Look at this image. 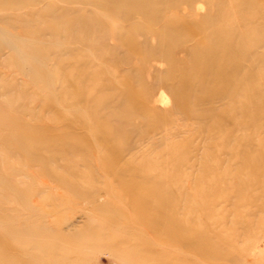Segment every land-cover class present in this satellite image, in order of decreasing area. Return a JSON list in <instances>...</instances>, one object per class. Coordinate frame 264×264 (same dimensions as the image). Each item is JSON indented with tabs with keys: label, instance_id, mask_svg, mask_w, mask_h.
Listing matches in <instances>:
<instances>
[{
	"label": "rangeland",
	"instance_id": "1",
	"mask_svg": "<svg viewBox=\"0 0 264 264\" xmlns=\"http://www.w3.org/2000/svg\"><path fill=\"white\" fill-rule=\"evenodd\" d=\"M87 1H56V9L38 4L43 10L41 16L32 14L29 4L18 5L14 0L0 4V253L7 247L16 256L10 261L9 256H0L1 264L6 260L18 263L19 252H27L36 261L43 260L39 255L44 257L45 253L44 262L51 264H62L71 256L82 259V264H126L103 245L99 247L98 242L93 244L99 249L84 247L86 232L79 227L88 221L80 222L79 218L88 214V204L72 200V205H63L59 201L60 194L70 198L77 193L74 188L78 185L82 186L77 193L81 197L99 192L103 185L92 182L99 174L90 159L99 151V158L95 156L103 164L109 163L108 154L128 158L142 152L144 157H137L139 160L131 164L145 175L153 172L157 178L143 189L158 191L163 204L172 202L171 210L174 207L182 221L177 228L184 240L171 248L172 242L160 235L163 250L181 253L191 247L197 251L204 242L208 253H221L225 261L221 264H264V128L260 127V135L253 141L250 137L254 130H247L245 115L239 126L229 121L235 108L240 112L242 107L245 110L244 106L253 105L252 95L235 107L228 101L221 106L214 104L217 110H212V102L225 90L227 82L223 79L217 83L216 73H202V61L208 54L204 47L215 40L213 29L236 26L240 29L237 34H244L247 24L249 29L251 25L259 26L264 22V0H134L143 13L135 14L128 23L121 13L96 2L104 1ZM65 10L69 13L61 15ZM257 18H263V22ZM227 29L223 35L230 37ZM58 30L60 36L53 38ZM257 37L252 35L248 41ZM8 41L20 47L29 45L25 48L28 56L44 60L39 65L28 58L26 69H34L38 75L41 71L44 77L50 71L53 75L41 82L24 75L16 52L8 49ZM197 44H202L200 51L191 52L189 49ZM215 52L210 49L211 55ZM37 66H43L42 70ZM263 76L261 66L256 78ZM11 120L15 124L10 126ZM47 135L42 144L36 141L39 137L33 138ZM150 138L163 141L158 145L152 140L157 144L154 146ZM93 141L99 144L97 148ZM51 155L59 159L48 165ZM26 164L41 176L47 167L58 179L54 182L53 178L39 179L30 174L25 178L22 172ZM43 180L49 183L48 189L43 190ZM38 192L43 193L36 198ZM100 195H104L103 190ZM9 211L19 214L13 216ZM28 217L33 224L51 222L64 229L74 247L59 252L62 255L55 251L53 254L37 249L31 236H3L8 235L3 223L8 222L7 218L19 222L12 225L16 228L25 226L27 222L22 220ZM120 222L124 228L117 231L113 241H120L122 236L127 239L128 222ZM129 240L134 241H129L133 245L139 238ZM194 259L200 264L198 254Z\"/></svg>",
	"mask_w": 264,
	"mask_h": 264
},
{
	"label": "bare ground",
	"instance_id": "2",
	"mask_svg": "<svg viewBox=\"0 0 264 264\" xmlns=\"http://www.w3.org/2000/svg\"><path fill=\"white\" fill-rule=\"evenodd\" d=\"M56 1L64 2V3H66V2L70 3L71 0H14V2L18 3V5L19 4L20 5H23V4L31 5L30 12L32 14H38L40 16L43 15V10L39 9L38 4L45 5L48 8L51 7V9H56V7H57V4L55 3ZM102 1H104L105 3L102 2V3H104V4H102L99 1H96V2L101 4V5H105L107 7L113 8L117 14L121 13V18L123 17V19L125 20V23H128L129 20L132 18V16H134L135 14L139 15V14L143 13L141 7L134 5L135 1H137V0H135V1L134 0H102ZM3 2H4V0H0V4ZM86 2H88V1L86 0ZM132 4H133V6H132ZM129 6L132 7V9L128 10ZM198 6H196V7H198ZM123 7H125V9H123ZM55 11H57V10H55ZM124 12H125V14H124ZM130 12H131V14H130ZM68 13L69 12L65 10L64 12H62L61 15L65 16ZM101 14H104V13H101ZM262 14L264 15L263 9H262ZM108 15H110V14H107V16ZM259 15H261V14H259ZM108 17H111V15ZM235 17H236V15H235ZM255 17H254V19H255ZM101 18H102V16H101ZM105 19H106V16H105ZM140 19H139V21H140ZM257 19L255 21H257ZM259 19H258V21H259ZM262 19L259 22H261ZM102 20H103V18H102ZM223 22H224V20H223ZM252 22H254V21L252 20ZM247 25H246V28H247L246 31L244 29H242V31L244 30L245 33L241 31L244 34H239V33L237 34V31L240 32L239 31L240 29L237 30L236 26H235L236 31L232 26H227V25H225L223 27V29L220 27H216L213 29V35H214L215 40L211 45L204 47L205 49H207L208 54H207V58H205L202 61L203 72L202 71L201 72L203 74H206V75H212L213 73H216L219 76L218 77L219 82L217 81V83H219V84L221 83L220 80H223V79L227 82L225 90L224 91L221 90V92L218 94L217 98L212 102V105H211L212 110H217V108L213 106L214 104H220V106H221L223 103L228 104V101H230L235 107L237 104L242 102L243 98H246V97L248 98L249 95L253 96L252 97L253 105L250 107L244 106L245 110L242 107L241 111L239 112L238 109H236V108L234 109V107L231 108L232 110L234 109L235 114L231 116V119L229 121L232 124L234 123L237 126H239L242 124L241 120H242L243 116L245 115L244 117L246 118V121H244L245 118H243V122L245 124H247V126H246L247 130H248V127L252 128L254 130L253 135L250 137V139L253 141H256V136L259 137V135H260V133H258L260 127L264 128V126L262 124L264 121V89L262 88V86L264 85V76L262 79H258V77L256 78V72L259 71L261 66H264V22L261 23L260 25L258 24L259 26H256L255 28H252L253 26L251 25V27H250L251 29H249V27H247ZM224 28L225 29L228 28L227 31H229L230 37H225L223 35V32L225 30ZM181 29L182 28H179V30H181ZM58 32H59V30L57 32H55L54 35H52L53 38L60 36V34ZM112 35H113V33H112ZM252 35L258 36L257 39L253 42L248 41L249 37H251ZM0 36H1V34H0ZM3 36L4 35H2V37ZM13 37L14 36H12V38ZM57 39H59V38H57ZM3 40H4V38H3ZM67 41H68V39H67ZM56 43L60 44L61 43L60 39L57 40ZM17 44L18 43L8 41V45L10 47L9 48L7 47V48L12 49V51L14 50L16 52L15 55L18 56V58H19V66H20L21 71L24 75L33 76L35 78L32 77V79L34 81L37 80L38 82H41L45 78L48 79L47 77L50 74L53 75V73H51V71H50V74L48 75L46 73L48 76L45 75V77H44V76L40 75L41 71L38 72L39 73V75H38L34 71V69L33 70L32 69H29V70L26 69L25 64L27 63V61H29L28 58H30V57L26 53L25 48L28 47L29 45L26 46V44L24 43L25 45L23 44V46L20 47ZM30 44H31V42H30ZM200 46H202V44H197L189 50L191 52L192 51L193 52L200 51L198 49V47H200ZM31 48L32 47H30V49ZM210 49H211V52L213 50H216L217 53L215 52L216 54L211 55ZM31 50L33 51V49H31ZM29 52L32 53L31 51H29ZM185 52H187V50ZM185 52H184V54H185ZM183 57H185V56H183ZM31 58L34 61H38L37 64H39V65H42V62L44 61L43 59H40V58H34V57H31ZM31 58H30V60H31ZM200 60H202V59H200ZM184 61H180V62L184 63ZM197 63H200V62H197ZM32 64H33V62H32ZM26 66H28V65H26ZM37 67H41V66H37ZM42 67H41V70H42ZM35 70L38 71L39 69L35 68ZM48 73H49V71H48ZM44 74H45V72H44ZM205 80H207V79H205ZM211 80H208V81H211ZM172 89H173V87H172ZM190 100H191V98H190ZM10 119L11 118H9V120ZM12 124H15L14 120H11V123L9 125L11 126ZM158 131L159 130H157L155 133H158ZM242 131H243L242 132V134H243L244 130H242ZM245 133H246V131H245ZM159 134H160V132H159ZM164 134H165V132H164ZM97 135H99V134H97ZM154 136H157V135H154ZM47 137H48V135L44 136V137L33 136L34 139L38 138V140H36V141H38L40 144H42L43 138L46 139ZM99 137H98V139H100ZM168 137L171 138L170 136H167V139H169ZM105 138H106V136H105ZM165 138H166V136H165ZM150 139H151V141L152 140L154 141V139H152V138H150ZM167 139H165V140H167ZM39 140H41V142ZM92 140L95 141L96 139L92 138ZM159 140H160V138L156 139V142L155 141L154 142L158 144L160 142ZM36 141L34 142L33 145L36 144ZM147 141L150 142L149 139ZM97 142H98V140H97ZM97 142L96 143L94 142V145L96 146V148H97V146H99V144ZM259 142L262 143L260 140H259ZM139 143H141V142H139ZM150 143H148V144L150 145ZM155 143H154V146H157V144H155ZM160 143L158 145H160ZM263 143H264V141H263ZM64 144H65V142H64ZM104 144H108V142H104ZM137 144H136V146H137ZM138 145H140V144H138ZM110 146H112V145H110ZM152 146H153V144H152ZM140 147H141V145H140ZM133 148H136V147H133ZM8 151H12V149L8 150ZM97 152H98V150H97ZM104 153H106V155H107V152L104 151ZM97 154H95V155H97ZM137 154H139V152L132 154L128 158L126 156H112V154L111 155L108 154L107 156H110V157H108L109 163H107V164H103V162H101L100 159H98L99 158L98 155H97L98 158L95 155L91 156L92 157V158H90L91 161L93 163H95V165H93V166L96 169L97 174H99L98 177H95L92 179V182L94 184L97 182V183H99V184L101 183L103 185L102 188L99 190V192L94 193L93 191H91V193H89V189H88L87 191L89 194L87 196L81 197L77 194L78 191L81 192V190H82L81 185L75 186L74 191H76L77 193H73L72 197H70V198H68V196H64L63 194H60V192H59V194H60L59 201H61V203H63V205H65V204L72 205L73 201H74L75 203L78 202L79 204H82L85 202L89 206L88 214L85 212L87 215L84 214L86 216H82L81 218H79L80 222H84L86 219L88 221L87 224L84 223L85 224L84 227L82 225L83 228L79 227V230L81 229V230H83V232H86L85 238L83 239V244L86 245L84 247L87 248L86 250H88V248L89 249H94V248L97 249L98 246H94L95 243L93 244V242L94 241L98 242V243H100L99 247L102 248V245H103V247L107 248L112 253L113 256H116L121 261H125L126 264H196L195 259H194L195 254L199 255L200 259H197V261L199 260L200 264H208L211 262H213V264H221L220 262H225V261H222L223 258L221 256V253H218V252L208 253V251H209L208 246H206V244L204 245V242L202 244H199L198 247L195 246V247H197L198 252L195 251L191 247L190 248L188 247L189 249L187 248L186 250L182 251L181 253H178L179 251L174 252L173 249L165 251L166 249L163 250L160 247L162 244L160 242V239H161L160 235L166 236L167 241L170 240L172 242V244L170 242L171 245L169 244L171 248L175 247L174 243H178V241L184 240L183 237L180 238V236H179L180 231L177 228L179 226V223H182V221H181V219L179 220L178 216H176L177 213L175 212L174 207H172V210H171L172 202L167 201L165 204H163L160 201V199L158 198L159 197L158 191H156L154 189V190H151L150 192H148V191L143 189L142 186H144L146 183H148L150 181L156 182L157 178L155 176H153V174H154L153 172L151 174L149 173L150 176L148 174H147L148 175L147 176L144 174L145 172H143V170H141V168H138L137 166L135 167V165L131 164L132 162H134L137 159V157H141V156L144 157L142 152H141V155L140 154L137 155ZM89 155H90V153H89ZM102 155H103V153H102ZM80 157H82V156H80ZM100 158H101V156H100ZM58 159L59 158L56 155H51L48 157L47 163H48V165L55 163L56 160H58ZM85 160H83V161H85ZM137 160H139V159H137ZM32 161H33V159H32ZM140 161H141V158H140ZM25 166H26L25 167L26 170L24 171V173L22 172V175L25 178H28V174H30L31 176L38 177L39 179L42 178L43 176H44L43 178H47L50 180L53 178L54 182H56V180L58 179V177L47 167L42 170V176H41L38 172H36V169H34L31 165L26 164ZM147 170L149 171V167L147 168ZM150 171H155V170L152 169ZM23 177L21 179H23ZM18 179H20V178H18ZM133 179H136V180H133ZM61 182H62V180H61ZM16 183H18V181ZM41 186H42V188L47 187V189L50 187L49 183L45 180H43ZM52 186H53V188H55L54 190H57L56 187H54L55 185H51V187ZM45 189L43 188V190H45ZM102 190L104 192L103 196L100 195V192ZM58 191H59V189H58ZM96 192H97V190H96ZM42 193L43 192L36 193L37 194L36 198H38V196L41 195ZM58 205H60V203ZM113 207L116 208L114 210V212H112L113 210L112 211L110 210ZM84 208H85V206H84ZM9 212H10V214H12L14 216L15 212H13V211H9ZM17 214H19V213H16L15 216ZM143 215H145L146 217L143 218L142 217ZM134 217L136 219H133ZM76 218H77V216H76ZM19 219L21 220V218H19ZM30 219L31 218L28 217V218H24L22 220L24 223L27 222V224H25V226H23V225L19 226L18 225L19 227L13 228L12 225L13 224H19V222L16 223V221H14L16 219L9 220L7 218L6 220H8V222H3V223L5 224L6 229L8 230V235H6L4 233L3 236H9L10 235V236L18 237V238H24L26 236H31L33 238L32 241H34L33 243L36 244L35 247L37 249L39 248L41 251H44L47 253L48 252L52 253L53 251H55L57 253L64 252V251H71L70 249H72L74 247L72 244H70L71 241L69 242L70 238H69V235H67V232L66 233L63 232L64 229L62 231L61 228L54 227L53 224L51 225V222H50V224H49V222H43L42 224H39V225L33 224V222H31ZM120 219L122 221L128 222L129 227H127L126 226L127 224H125L123 222L125 224V226L128 228V232H127L128 235L125 234L127 239L122 238V237H124V236H122L121 237L122 240L120 239V241H113L112 240L113 236L115 234H117V231L122 229V227H123V224L120 222ZM32 221H34V220H32ZM47 221H49V220H47ZM28 222H29V224H28ZM3 236H1V237H3ZM132 237L139 238L138 241H140V242L137 241L138 244L134 243L133 245H131L132 242H134V241H130L129 239ZM129 241L131 242V244L129 243ZM135 242H136V239H135ZM78 243H79V241H78ZM75 246H80V245L75 244ZM81 248H83V247H81ZM6 249H2L3 251H2V254L0 253V256L4 255L5 258H6V256H9L10 257L9 261L12 258L14 260L16 258V256L13 255L12 252H10L9 248L6 247ZM104 250H106V249H104ZM53 254H54V252H53ZM66 254H67V252H66ZM16 255L20 256V258H21L19 260L20 263L16 262V264H51L48 260H46L48 262H44L45 253H44V257H42L43 255H39V256H41V258H43V260L41 258H40L41 260H38V258H37V261H36V258H35V260L32 259L31 255L28 256L27 252H19V254L16 253ZM60 255H62V254H60ZM136 255H138L140 257L137 260H134L133 256H136ZM56 256H58V255H56ZM29 257L32 260H29L30 259ZM47 257H49V256H47ZM47 257H46V259H47ZM75 257L71 256L70 258H67L66 261L64 260L65 262L62 263V261H61V263L62 264H79V263L82 264L81 263L82 259H80V261H79ZM0 260L3 261V259H1V258H0ZM33 260H34V262H33ZM208 261H211V262H208ZM0 264H1V262H0ZM5 264H15V263L14 262H8L6 260Z\"/></svg>",
	"mask_w": 264,
	"mask_h": 264
}]
</instances>
